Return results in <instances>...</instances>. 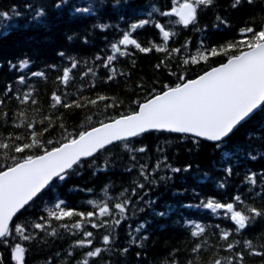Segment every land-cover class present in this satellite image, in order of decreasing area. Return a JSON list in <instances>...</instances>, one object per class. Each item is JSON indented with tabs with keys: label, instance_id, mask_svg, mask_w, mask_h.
<instances>
[{
	"label": "trees",
	"instance_id": "obj_1",
	"mask_svg": "<svg viewBox=\"0 0 264 264\" xmlns=\"http://www.w3.org/2000/svg\"><path fill=\"white\" fill-rule=\"evenodd\" d=\"M176 2L0 0V143L9 144L0 148V171L13 165V157L40 154L134 112L142 101L223 63L237 49L209 55L207 61L185 60L250 39L241 29L264 28V0H241L236 8L233 0H213L198 6L196 20L188 26L174 15H162ZM145 19L148 24L131 28ZM157 24L170 33L167 41ZM125 32L152 50L120 45ZM113 44L124 54L114 53ZM110 55L115 58L108 62ZM66 68H71L67 84L61 79ZM37 72L43 75H33ZM53 94L62 101L55 107ZM33 132L43 133L38 139L44 148L16 153L14 146L30 143ZM219 144L152 131L80 161L15 217L10 235L0 240L3 263L16 264L12 252L19 244L25 249L24 264H83L85 259L88 264H264V214L248 211L264 213V107ZM253 174L255 183L249 180ZM59 201L85 218L50 217ZM208 201L232 203L234 211L248 217L245 228L238 229L225 208L205 207ZM118 203L125 205L123 213L115 208ZM105 204L109 214L101 216ZM89 212L94 215L87 217ZM37 223L43 227L35 228ZM76 223L81 227H73ZM197 224L204 231L193 236ZM17 225L24 228L23 235L16 233ZM224 232L229 233L227 240L222 239ZM85 240L91 245H78ZM96 248L101 249L98 256H86Z\"/></svg>",
	"mask_w": 264,
	"mask_h": 264
},
{
	"label": "snow or ice",
	"instance_id": "obj_2",
	"mask_svg": "<svg viewBox=\"0 0 264 264\" xmlns=\"http://www.w3.org/2000/svg\"><path fill=\"white\" fill-rule=\"evenodd\" d=\"M213 0H177L170 12H164L165 16H176L178 22L184 26L192 24L196 20L197 8L200 5H210ZM252 3V0H247ZM241 0H233L232 7L236 8L240 5ZM59 7V5H57ZM78 12H89V8L76 9ZM221 20L220 17H217ZM222 23H226L221 20ZM147 19L141 20L139 23L131 25L133 30L148 24ZM105 28L107 26L100 25ZM157 28L163 33L165 41L169 39L170 33L157 24ZM251 34V38L241 40L235 44H228L226 47L218 50L211 48L208 54L198 53L197 57L191 58V61L185 60L187 64L197 63L198 58L207 61L208 56H216L221 52L227 53L229 49H237L236 54L228 56L227 62L214 67L211 70L200 75L197 79L185 81L177 84L175 87H167L162 94H157L154 98L139 104V110L129 115L121 116L119 119L113 120L111 123H102L100 127L92 128L90 131L81 132L78 138L67 139L59 147L51 150L44 149L41 155H27L22 158L13 157V165L7 170L0 171V239H4L10 235L9 223L13 217L24 209L35 197L38 196L54 179L64 180L68 171L73 169L74 165H78L83 157H91L96 152L104 149L107 145H111L116 141L126 140L130 137H136L149 130H167L176 133H192L196 137H203L208 141L222 142L225 138L233 133V130L241 124L242 121L250 118L256 109L264 107V28L256 31L252 27L241 29L242 35ZM120 45H134L140 52H149L151 48H144L133 38L130 33L125 32L123 38L119 41ZM246 49V50H245ZM114 53H120V48L112 45ZM163 48H156V51H164ZM178 51V50H174ZM63 55V53H61ZM115 57L108 56V62ZM27 62H22L21 67H26ZM107 66V65H105ZM76 63L73 62L71 68H75ZM71 68L64 69L62 81L67 84L70 78ZM115 71V70H113ZM35 76H42L43 73H33ZM23 82V77L20 78ZM183 79V77H180ZM54 107L61 104V97L53 94ZM103 101L104 96L98 97ZM27 100V95L25 96ZM24 102V101H22ZM35 103V101H33ZM95 104L96 101H91ZM72 104H64V107H72ZM76 107H80L76 103ZM31 127V125H29ZM47 129H45L46 131ZM43 133L33 132L31 134V142L14 146L16 153H23L26 149L44 148V144L38 139ZM16 139H21L17 137ZM51 143V141H48ZM220 144L217 143V147ZM0 148L8 149L9 144L0 143ZM143 152L144 149L140 148ZM180 171V169H173ZM231 171L230 169L228 170ZM253 176L249 177L252 183H255ZM237 201L240 197H235ZM63 201L55 204V211H50L49 216L57 220L73 215L85 218L84 213L66 210L62 207ZM210 209L225 208L231 213V219L243 229L246 226L247 216L240 211L233 210V204H221L208 201L204 205ZM115 208L123 213L125 211L124 204H116ZM255 215L264 213L258 212L256 209H248ZM101 216L109 214V208L105 204L100 207ZM94 213L89 212L87 217H92ZM118 224L119 221H116ZM93 227L98 225L93 224ZM35 228H42L39 223L34 225ZM80 228L81 224L73 225ZM197 231H193L192 235L197 236L204 231L199 225H195ZM16 233L23 235L24 228L17 225ZM54 234V233H53ZM86 237H91V232L85 233ZM228 232L222 234V239L227 240ZM24 239H29L23 236ZM6 243V239L4 240ZM104 244L110 243L109 236L103 237ZM79 246L91 245V240L78 241ZM251 247V242H246ZM198 247L194 251L198 250ZM232 244L228 245L231 249ZM127 251V249H125ZM101 253L100 248L86 253L87 257H96ZM25 249L16 244L13 249V259L16 264H24ZM260 255L261 253H256ZM83 264H88L85 259ZM215 264H220L217 260Z\"/></svg>",
	"mask_w": 264,
	"mask_h": 264
},
{
	"label": "water",
	"instance_id": "obj_3",
	"mask_svg": "<svg viewBox=\"0 0 264 264\" xmlns=\"http://www.w3.org/2000/svg\"><path fill=\"white\" fill-rule=\"evenodd\" d=\"M226 62H227V60H226L225 62H223V63H226ZM223 63H221V64H223ZM221 64H219V65H221ZM219 65L214 66V67H218ZM214 67H212V68H214ZM212 68H210L209 70H211ZM209 70H207V71H209ZM207 71H206V72H207ZM204 73H205V72H204ZM204 73H202V74H200V75H203ZM200 75H198V76L195 77V78L189 79V80L197 79ZM186 81H188V80H186ZM183 83H184V82H183ZM166 90H167V89H166ZM166 90H164V91H166ZM164 91H162V92H160V93H157V94H162ZM157 94L153 95L152 97L148 98L147 100H149V99H151V98H154ZM147 100L142 101L140 104L146 102ZM138 110H139V107L137 108L136 111H138ZM256 111H257V109L255 110V112H256ZM255 112H254V113H255ZM254 113H253V114H254ZM253 114H252V115H253ZM127 115H129V114H127ZM252 115H251V116H252ZM123 116H124V115H123ZM120 117H121V116H119V117H117V118H115V119H119ZM115 119H113V120H115ZM113 120L108 121V122H105V123H111ZM246 120H247V119H246ZM246 120H245V121H246ZM245 121H242L241 124L244 123ZM241 124H240V125H241ZM100 126H101V124H99V125H97V126H95V127H100ZM238 126H239V125H238ZM238 126H237V127H238ZM95 127H92V128H95ZM92 128H90V129H88V130H86V131H90ZM234 130H235V129H234ZM234 130H233V131H234ZM152 131H167V130H155V129H152V130H149V131H147V132H145V133L152 132ZM167 132H170V131H167ZM171 133H176V132H171ZM142 134H144V133H142ZM178 134H185V135H190V136H194V137H196V136H195L194 134H192V133H178ZM77 138H78V137H77ZM130 138H132V137H130ZM130 138H128V139H130ZM197 138H200V139H202V140L208 141V140H206V139L203 138V137H197ZM116 142H118V141H116ZM116 142H114V143H116ZM208 142L218 143V142H213V141H208ZM114 143H113V144H114ZM107 146H109V145H107ZM107 146H106V147H107ZM96 153H97V152H96ZM85 158H88V157H83V158H81V159H85ZM5 170H7V169H5ZM29 203H30V202H29ZM18 213H19V212H18ZM18 213H17V214H18ZM17 214H16V215H17ZM16 215H15V216H16ZM15 216H14V217H15ZM14 217H13V219H14ZM13 219H12V220H13ZM11 222H12V221H10L9 225L11 224ZM0 264H3V259H2V257H1V254H0Z\"/></svg>",
	"mask_w": 264,
	"mask_h": 264
},
{
	"label": "bare ground",
	"instance_id": "obj_4",
	"mask_svg": "<svg viewBox=\"0 0 264 264\" xmlns=\"http://www.w3.org/2000/svg\"><path fill=\"white\" fill-rule=\"evenodd\" d=\"M133 112V111H132Z\"/></svg>",
	"mask_w": 264,
	"mask_h": 264
}]
</instances>
